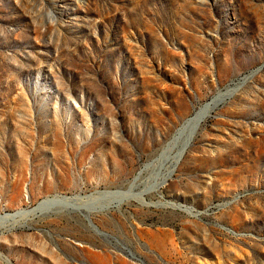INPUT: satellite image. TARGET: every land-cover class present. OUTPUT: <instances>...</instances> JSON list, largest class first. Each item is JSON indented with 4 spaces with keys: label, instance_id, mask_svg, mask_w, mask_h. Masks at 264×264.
<instances>
[{
    "label": "rangeland",
    "instance_id": "obj_1",
    "mask_svg": "<svg viewBox=\"0 0 264 264\" xmlns=\"http://www.w3.org/2000/svg\"><path fill=\"white\" fill-rule=\"evenodd\" d=\"M0 264H264V0H0Z\"/></svg>",
    "mask_w": 264,
    "mask_h": 264
}]
</instances>
